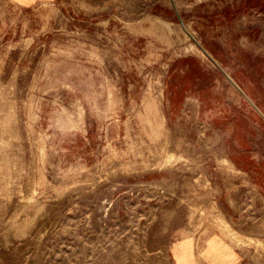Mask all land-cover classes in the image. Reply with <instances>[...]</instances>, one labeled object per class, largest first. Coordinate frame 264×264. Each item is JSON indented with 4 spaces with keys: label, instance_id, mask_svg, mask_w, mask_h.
Listing matches in <instances>:
<instances>
[{
    "label": "rangeland",
    "instance_id": "obj_1",
    "mask_svg": "<svg viewBox=\"0 0 264 264\" xmlns=\"http://www.w3.org/2000/svg\"><path fill=\"white\" fill-rule=\"evenodd\" d=\"M0 264H264V0H0Z\"/></svg>",
    "mask_w": 264,
    "mask_h": 264
}]
</instances>
